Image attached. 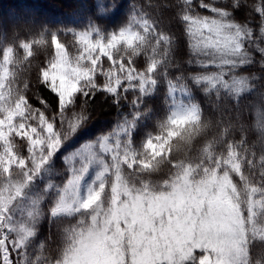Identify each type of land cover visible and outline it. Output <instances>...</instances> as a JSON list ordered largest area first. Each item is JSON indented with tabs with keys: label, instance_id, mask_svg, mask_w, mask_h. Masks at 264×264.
I'll return each mask as SVG.
<instances>
[{
	"label": "snow or ice",
	"instance_id": "6c2138e0",
	"mask_svg": "<svg viewBox=\"0 0 264 264\" xmlns=\"http://www.w3.org/2000/svg\"><path fill=\"white\" fill-rule=\"evenodd\" d=\"M96 7L0 30V264H264V0Z\"/></svg>",
	"mask_w": 264,
	"mask_h": 264
},
{
	"label": "trees",
	"instance_id": "16d2710c",
	"mask_svg": "<svg viewBox=\"0 0 264 264\" xmlns=\"http://www.w3.org/2000/svg\"><path fill=\"white\" fill-rule=\"evenodd\" d=\"M100 2L110 4L111 0H100ZM138 2L144 3L145 0H128V7L130 8L133 3ZM246 2L251 5L255 3V0H246ZM96 5L97 0H0V30L6 32L7 38L10 41L12 39L13 25L15 24L20 29L21 35H23L24 21L30 17L34 18L38 23H46L50 26L77 25L82 23L94 11H98ZM245 11L248 10L245 9ZM124 14H127V8L124 9ZM240 18L243 19V16ZM252 18L258 20L255 14H253ZM112 20L114 25L117 22V17H112ZM174 31H176L177 35H181L178 26L174 27ZM182 48L186 49V46L182 44ZM184 55H187L186 50ZM46 56V52L38 50L34 63H43ZM32 76L34 79V71ZM156 106L158 114L162 115L159 101H157ZM103 109H106V111ZM114 119L115 116L112 109L107 104L98 101L95 105L93 113L94 125L90 128L89 137L100 129H107ZM153 123L154 121L148 123L147 130L152 129Z\"/></svg>",
	"mask_w": 264,
	"mask_h": 264
}]
</instances>
